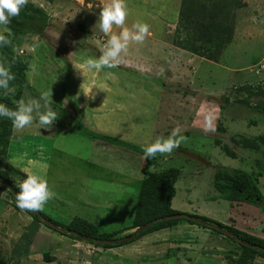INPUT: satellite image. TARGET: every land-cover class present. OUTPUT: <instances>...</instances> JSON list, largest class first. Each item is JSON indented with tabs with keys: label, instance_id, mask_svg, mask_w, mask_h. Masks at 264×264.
<instances>
[{
	"label": "rangeland",
	"instance_id": "rangeland-1",
	"mask_svg": "<svg viewBox=\"0 0 264 264\" xmlns=\"http://www.w3.org/2000/svg\"><path fill=\"white\" fill-rule=\"evenodd\" d=\"M237 1L244 5L236 10L233 40L214 62L174 44L181 0H125L124 27L135 32L134 23H145L151 35L142 43L130 40L116 67L88 70L84 62L102 55L110 36L122 31L114 25L106 35L95 26L100 10L111 0H28L49 15V40L26 35L18 48L13 44L26 63V82L33 89H25L21 99H38L51 89L53 105L66 114L53 110L75 128V135L64 127L40 129L36 123L22 131L12 127L4 159L17 172L2 168L10 180L19 187L29 174L46 179L56 193L44 205L47 216L62 224L80 218L95 225L97 235L114 234L112 240H119L135 231L129 224L143 178L142 158L133 146L144 149L179 128L177 137L187 140L171 155L157 154L150 168L180 170L172 207L264 239V212L250 205L230 208L213 187L215 171L224 166L249 172L264 195V149H242L236 143L264 132V114L251 109L264 102L263 96H256L264 91V0ZM0 34L11 35L1 26ZM209 116L214 132L204 130ZM78 120L92 132L133 146L86 136L76 130ZM216 141L228 147L233 158ZM7 196L4 189L1 197ZM7 208L4 204L5 212ZM10 213L0 221V264H229L239 252L238 245L223 236L184 221L106 249L31 222L25 212ZM8 219L15 220L6 232ZM30 232L39 246L52 247L48 253L53 260L44 261L41 254L22 259L25 253L17 249L30 246ZM251 264H264V258L257 256Z\"/></svg>",
	"mask_w": 264,
	"mask_h": 264
},
{
	"label": "trees",
	"instance_id": "trees-1",
	"mask_svg": "<svg viewBox=\"0 0 264 264\" xmlns=\"http://www.w3.org/2000/svg\"><path fill=\"white\" fill-rule=\"evenodd\" d=\"M243 5L240 4L237 0H181L174 44L184 51L217 62L220 55L222 54L223 49H225L233 40L236 10L240 9ZM48 26L49 15L42 8L30 2H28L26 7L22 9L19 17L11 21L10 25H8L7 27L1 26L10 31L11 35H7L6 37L9 38V36H11V44L6 48H0V55L6 56L9 61H14L12 72L16 77V79L11 82V85L15 86L16 88V92L14 95H5L3 90H0V103L5 104L9 108L14 109L16 107V102L21 99L22 93L25 89L31 90V92H33V89H31L27 84L25 78L26 63L20 55L15 53L13 44H17L16 48H18L21 45L22 38L26 35H35L38 36L41 40L47 42L49 39L45 35V30ZM78 28L83 32L86 31V26L83 24H79ZM248 91L251 92L250 88H248ZM256 96L264 97V91H259ZM52 107L54 109H58L59 113L66 114L63 109L57 108L55 105H52ZM221 109H223V106H221ZM251 109H253V111L264 114V102L263 104L261 103V107H251ZM77 122L79 123L80 121L78 120ZM80 123L77 125L76 130H79L82 134L89 136L95 140L103 141L111 145L127 146V148H132L133 146L120 141L119 139L112 138L101 133L92 132L86 129L82 125V123ZM12 127V122L10 120L0 118V177L7 180L8 183H10L18 193L20 191V187H17L16 184H14L10 180L8 173H6L2 169L4 166H7L4 156H6V150L8 148ZM61 127L66 128L71 134L75 135V128L70 124H65L64 121L59 118L53 123L52 129ZM236 143L237 145L241 146L242 149H264V132L261 135L253 137L251 139L243 136L242 139L240 138V142L236 141ZM215 145L222 147L221 151H223L227 157L233 158L234 153L228 147L224 145L221 146V144L217 141ZM133 148L142 158L139 169L140 173L143 175V178L139 180L138 183L137 201L131 223L129 224V229L136 230L152 220L178 213L175 209L172 208V200L176 194L175 184L181 172L178 168H168L159 172H152L150 168L154 165L157 155L155 158L145 159L143 149L136 146H133ZM256 165L260 166V162L257 161ZM9 166L11 171L17 172L12 168L11 165ZM9 166H7V168ZM21 174L25 176L23 173ZM213 179L214 189L220 194L221 199L228 201V203L230 204V208H232L233 206L250 205L264 212V195L261 193L255 177L249 172L241 169H232L220 166L215 171ZM1 185L2 187H0V199L4 189H7L2 183ZM7 197L9 198V200H11L9 201V203H11L15 207V209L20 210L16 205L15 197H13L9 191ZM22 212L27 213L38 224L41 223L40 219L36 215L30 213L28 210H24ZM39 213L46 220L59 227L70 229L94 239L107 241L112 240L114 237V234L97 235L98 228L90 222L80 218H73L69 222V224H62L60 222L54 221L52 218L47 216L50 214L47 213L44 208L42 211H39ZM194 216L206 223L223 227L242 241L255 245L254 248L247 247L234 241L233 239L216 229L208 228L204 225L199 224L201 227L207 228L210 231L215 232L223 236L225 239L231 241L232 243L238 245V256L229 264H251V262L257 256L264 258V251L256 248H264V239L243 231H239L233 226L224 225L221 222H217L205 216ZM182 221L192 225H198L197 223L184 218L172 219L157 222L137 234V236L132 241L119 245L109 246L98 245L94 242H84L96 247H103L106 249L119 247L138 240L148 233L175 227ZM41 224L43 225V223ZM44 226L52 230L53 232L55 231L61 235L70 237L73 240L83 241L76 236L65 235L56 231L55 229L49 228L46 225ZM42 255L43 259L46 261L53 260L48 251L44 252Z\"/></svg>",
	"mask_w": 264,
	"mask_h": 264
},
{
	"label": "clouds",
	"instance_id": "clouds-1",
	"mask_svg": "<svg viewBox=\"0 0 264 264\" xmlns=\"http://www.w3.org/2000/svg\"><path fill=\"white\" fill-rule=\"evenodd\" d=\"M27 4L28 0H0V26L7 27L10 25L13 19L19 17L22 9ZM126 8L125 0H111L110 4L100 10L99 19L95 26L101 32L106 35L111 33L114 25L120 27L122 31L118 36L112 34L104 45L105 51L103 54L98 58H88L84 62V68L101 70L106 67H116L121 62V53L127 51L130 40L142 43L147 36L151 35L149 25L145 23H134L132 28L136 29L135 32H131L127 27H124L127 17ZM10 44L11 41L4 34H0V48H6ZM33 51H35V48H33ZM13 64L14 61H9L6 56L0 55V90H3L5 95H14L16 92L15 86L11 85V82L16 79L15 74L12 72ZM51 96V89H48L42 92L38 99L18 100L14 109L0 103V118L10 120L12 126L19 131L31 127L34 123L40 129L50 130L53 123L59 119L58 113L52 108ZM67 102V99H65L64 104L66 105ZM42 107L43 111H41ZM178 129H173L167 139L157 138L154 143L145 147L143 149L144 158H155L157 154L171 155L182 142L187 140V137L183 135L177 137ZM204 130L205 132L215 131L210 116L206 117ZM19 187L20 191L16 193L15 200L17 207L22 211H42L44 205L50 199L55 198L56 195L54 191L50 190L47 180L35 174L27 175V178L20 183Z\"/></svg>",
	"mask_w": 264,
	"mask_h": 264
},
{
	"label": "water",
	"instance_id": "water-1",
	"mask_svg": "<svg viewBox=\"0 0 264 264\" xmlns=\"http://www.w3.org/2000/svg\"><path fill=\"white\" fill-rule=\"evenodd\" d=\"M0 182L8 189V191L12 194V196L15 197L17 192L12 187V185L10 183H8V181L5 180L2 177H0ZM29 212L34 214V215H36L40 219L41 223H43L44 225L48 226L51 229H55L56 231H58V232H60L62 234H65V235L76 236V237L82 239L85 242H94V243H96L98 245H109V246H111V245H115V244L126 243V242H129V241L133 240L137 236V234H139L140 232L144 231L145 229H147L148 227H150L151 225H153V224H155L157 222L184 218V219L190 220L192 222H195L197 224L204 225V226H206L208 228L216 229V230H218L221 233L227 235L228 237H230L231 239H233L234 241H236V242H238V243H240L242 245H245V246L250 247V248H254L255 247V245H253V244H250V243L242 241L241 239H239L238 237H236L234 234L230 233L228 230H226L223 227L215 226V225L206 223V222L200 220L199 218H197L195 216L187 215V214H184V213H176V214H172V215H168V216H165V217H161V218H157L155 220H152V221L144 224L143 226L139 227L138 229H136L130 236L121 238L119 240L102 241V240L91 238V237L86 236V235H82V234L77 233L75 231H72L70 229H64L62 227H59V226L49 222L48 220H46L39 212H33V211H29ZM256 248H258L261 251H264V248H260V247H256Z\"/></svg>",
	"mask_w": 264,
	"mask_h": 264
},
{
	"label": "crops",
	"instance_id": "crops-1",
	"mask_svg": "<svg viewBox=\"0 0 264 264\" xmlns=\"http://www.w3.org/2000/svg\"><path fill=\"white\" fill-rule=\"evenodd\" d=\"M0 203H3V205H0V221H2V215H4V214H6L7 212H12V213H14V214H23V212L22 211H20V210H17V209H15V207L14 206H12V205H10V204H7L6 202H5V200H4V198L3 197H1V199H0ZM4 204H6L7 205V207L9 208H7V212H5V210L3 209V206H4ZM173 208V207H172ZM174 209V208H173ZM12 213H10V214H12ZM19 214V215H20ZM14 220L15 219H13V220H10V219H8V221H5V224H4V227L6 228L5 229V231L6 232H9V228H11V226H13L12 224L14 223ZM31 222H35V221H33V220H31ZM12 223V224H11ZM36 223V222H35ZM29 224V223H28ZM36 224H38V223H36ZM31 227L32 228H34L35 229V225H34V223L31 225ZM29 235H30V239H32L31 240V242H30V246H26V245H23V246H25V247H23V246H21V247H19L18 249H17V251H19L20 253H22V252H24L25 254H22V256H23V258L22 259H24V258H26L27 259V261L28 260H30L31 258V256H33V255H35V254H43L44 252H47V251H49V250H51V248L52 247H50V246H48L47 245V248H45V247H42V246H39V242L37 243L36 242V240H35V238H34V235H33V233H29ZM36 243H37V245H36ZM33 244V247L34 246H37V248L36 249H32L31 248V245ZM57 248V247H56ZM19 249H21V250H19ZM35 252V253H34ZM19 253V254H20ZM32 254V255H31ZM43 256V255H42ZM44 260V259H43ZM45 261V260H44Z\"/></svg>",
	"mask_w": 264,
	"mask_h": 264
}]
</instances>
